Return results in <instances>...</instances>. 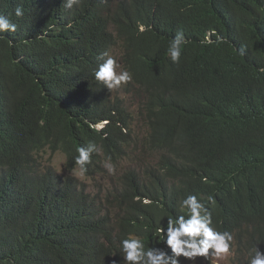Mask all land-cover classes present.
Returning <instances> with one entry per match:
<instances>
[{"label": "trees", "instance_id": "16d2710c", "mask_svg": "<svg viewBox=\"0 0 264 264\" xmlns=\"http://www.w3.org/2000/svg\"><path fill=\"white\" fill-rule=\"evenodd\" d=\"M0 14L17 24L0 38V264H125L120 241L163 247L157 229L186 215L189 194L233 235L241 264V247L264 250V0H0ZM103 53L130 83L96 81ZM135 120L154 166L125 172L107 205L36 168L48 151L73 171L89 143L86 174L121 162Z\"/></svg>", "mask_w": 264, "mask_h": 264}, {"label": "clouds", "instance_id": "9594fccd", "mask_svg": "<svg viewBox=\"0 0 264 264\" xmlns=\"http://www.w3.org/2000/svg\"><path fill=\"white\" fill-rule=\"evenodd\" d=\"M78 3L79 0H62V6L67 9H71ZM12 15L17 18L22 17L23 8L17 6ZM139 30L143 32L145 27L141 25ZM16 31L17 24L8 15L0 14V38H4V33L14 34ZM184 43L185 38L182 32H178L171 40L167 51L173 63L179 62ZM240 52L243 54V49ZM98 59L102 62L95 69L94 76L96 81L106 89H117L122 84L132 81L131 73L127 70L118 72L117 61L107 53L101 54ZM77 151L75 164L79 167V175L83 177L87 173V166L91 163V156L97 148L95 144L89 143L86 147H79ZM106 167L109 173L115 171L111 163H108ZM207 202L214 204V197L209 195ZM144 203L149 204L151 201L145 200ZM180 206L186 209V215L169 218L166 224L161 223L157 229L163 241V247L159 246L161 244L146 247L139 237L125 238L120 241V251L125 264H189L190 262V264H196L197 258L201 257L204 260L214 258L216 261L227 260L232 255L236 257L237 252L232 250L233 235L213 227L212 214L205 203L196 195L189 194L180 202ZM240 249L248 255L247 264H264L262 247L255 245L251 249L245 247Z\"/></svg>", "mask_w": 264, "mask_h": 264}, {"label": "rangeland", "instance_id": "374dc122", "mask_svg": "<svg viewBox=\"0 0 264 264\" xmlns=\"http://www.w3.org/2000/svg\"><path fill=\"white\" fill-rule=\"evenodd\" d=\"M125 99L128 101V107L131 106V109L136 107L137 104L134 99ZM132 112L134 113V110H132ZM98 127H101V125ZM145 132V126L139 120H135L132 125V144L125 153V159L121 162L113 163L102 161L99 168L96 169L94 173L85 174L83 177L79 175V167L75 168L73 171H67L66 157L60 152L53 155H50L48 151L46 153H41L38 159L40 163L36 168L39 171H46V168H49L55 171L61 178L65 176L73 177L78 183L79 189L95 197L101 204L105 203L107 205L109 202L106 201V195L112 189L114 190L118 187L119 180L124 176L125 172L137 171L146 164L153 165L154 160L142 141ZM108 163L114 166L115 171L113 173L108 172L106 167ZM109 209L110 206L106 211ZM211 260L213 262L211 264H241L240 260L235 259L234 256L223 261H216L214 258H211Z\"/></svg>", "mask_w": 264, "mask_h": 264}, {"label": "bare ground", "instance_id": "6f19581e", "mask_svg": "<svg viewBox=\"0 0 264 264\" xmlns=\"http://www.w3.org/2000/svg\"><path fill=\"white\" fill-rule=\"evenodd\" d=\"M236 246V245H235Z\"/></svg>", "mask_w": 264, "mask_h": 264}]
</instances>
